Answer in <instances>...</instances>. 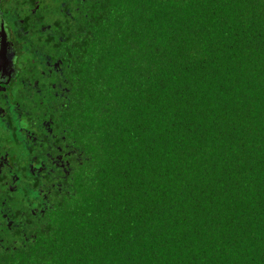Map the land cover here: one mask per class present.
Listing matches in <instances>:
<instances>
[{
    "label": "trees",
    "instance_id": "16d2710c",
    "mask_svg": "<svg viewBox=\"0 0 264 264\" xmlns=\"http://www.w3.org/2000/svg\"><path fill=\"white\" fill-rule=\"evenodd\" d=\"M56 1L0 128V264H264V0Z\"/></svg>",
    "mask_w": 264,
    "mask_h": 264
},
{
    "label": "flooded vegetation",
    "instance_id": "af4514ba",
    "mask_svg": "<svg viewBox=\"0 0 264 264\" xmlns=\"http://www.w3.org/2000/svg\"><path fill=\"white\" fill-rule=\"evenodd\" d=\"M53 3V0H0V128L9 129L12 125L15 129L20 128L22 119L17 112V100L22 101L25 97L27 86L29 92L32 91L29 84L32 75L42 74L41 54L30 51L34 38L31 31L33 16L37 15V24L46 22L47 11L54 9ZM42 29L44 27L38 25L37 30ZM24 53L28 59L21 67L19 61ZM1 150L6 152L2 146Z\"/></svg>",
    "mask_w": 264,
    "mask_h": 264
},
{
    "label": "rangeland",
    "instance_id": "374dc122",
    "mask_svg": "<svg viewBox=\"0 0 264 264\" xmlns=\"http://www.w3.org/2000/svg\"><path fill=\"white\" fill-rule=\"evenodd\" d=\"M57 1L54 0V3H56ZM54 3H53V6H54ZM42 8V7H41ZM42 10V9H41ZM28 59V57L25 55V53L23 55H21L20 57V61H19V65L22 67V63H25L26 60ZM20 67V68H21ZM22 70V69H21ZM23 71V70H22Z\"/></svg>",
    "mask_w": 264,
    "mask_h": 264
}]
</instances>
